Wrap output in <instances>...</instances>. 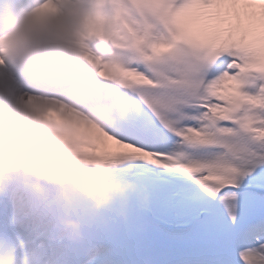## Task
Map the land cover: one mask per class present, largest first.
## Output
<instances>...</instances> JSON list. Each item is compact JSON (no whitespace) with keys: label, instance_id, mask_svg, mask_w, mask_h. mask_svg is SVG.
<instances>
[{"label":"snow or ice","instance_id":"snow-or-ice-1","mask_svg":"<svg viewBox=\"0 0 264 264\" xmlns=\"http://www.w3.org/2000/svg\"><path fill=\"white\" fill-rule=\"evenodd\" d=\"M138 2L169 38L147 42L132 32L139 58L131 66L84 57L103 78L138 90L139 110L116 132L132 151L97 157L87 140L77 148L200 222L204 246L184 264H264V0ZM55 3L37 11H56ZM108 23L88 16L83 35L105 38ZM24 103L61 131L82 118L58 100Z\"/></svg>","mask_w":264,"mask_h":264},{"label":"clouds","instance_id":"clouds-1","mask_svg":"<svg viewBox=\"0 0 264 264\" xmlns=\"http://www.w3.org/2000/svg\"><path fill=\"white\" fill-rule=\"evenodd\" d=\"M45 3L0 0V192L4 178L18 169L48 189L59 209L51 221L57 252L78 246L83 264H92L101 249L87 234L91 225L127 222L134 209H150L152 192L121 166H98L78 150L87 140L97 157L132 151L116 132L139 110L136 88L103 78L84 57L131 66L139 58L132 32L147 42L166 40L169 33L152 7L138 0H56V11L38 12ZM97 15L109 22L108 35L84 36L86 17ZM153 21L163 24L166 35L154 33ZM30 96L58 100L82 118L58 130L27 107ZM57 260L22 244L0 243V264Z\"/></svg>","mask_w":264,"mask_h":264},{"label":"rangeland","instance_id":"rangeland-1","mask_svg":"<svg viewBox=\"0 0 264 264\" xmlns=\"http://www.w3.org/2000/svg\"><path fill=\"white\" fill-rule=\"evenodd\" d=\"M156 200H158V199L156 198ZM158 201H159V200H158ZM159 202H160V201H159ZM160 205L163 206L164 204L160 202Z\"/></svg>","mask_w":264,"mask_h":264}]
</instances>
